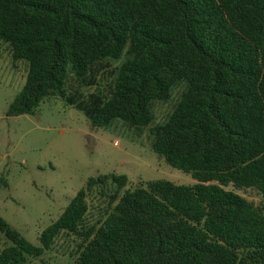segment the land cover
Masks as SVG:
<instances>
[{
    "label": "trees",
    "instance_id": "1",
    "mask_svg": "<svg viewBox=\"0 0 264 264\" xmlns=\"http://www.w3.org/2000/svg\"><path fill=\"white\" fill-rule=\"evenodd\" d=\"M0 42L26 64L7 117L58 98L94 129L139 131L178 89L151 150L195 182L91 178L37 244L0 217V264H264V0H0ZM109 62L108 93L85 97ZM108 186L90 225L89 196ZM60 237L77 241L68 262L44 260Z\"/></svg>",
    "mask_w": 264,
    "mask_h": 264
},
{
    "label": "rangeland",
    "instance_id": "2",
    "mask_svg": "<svg viewBox=\"0 0 264 264\" xmlns=\"http://www.w3.org/2000/svg\"><path fill=\"white\" fill-rule=\"evenodd\" d=\"M120 62H109L102 70L99 84L83 89L86 97L97 90L107 94L112 74ZM72 78V75L69 77ZM26 64L13 62L7 46L0 42V217L30 243L37 244L42 231L55 222L77 192L91 178L119 175L128 179L123 190L139 183L169 181L192 186V177L170 167L151 150L150 129L161 123L176 105L179 90L166 104L156 106V122L142 130L115 122L94 129L77 109L61 99L44 101L32 116L7 117L10 103L22 91ZM110 186L94 190L89 196L86 222L101 221L109 211ZM248 201L261 205L258 192H237ZM0 236V250L5 246ZM75 238L60 237L44 260L65 263L75 249ZM27 264H40L30 260Z\"/></svg>",
    "mask_w": 264,
    "mask_h": 264
}]
</instances>
